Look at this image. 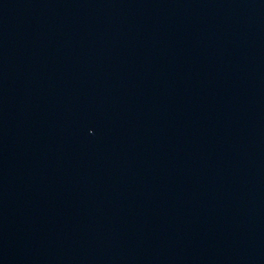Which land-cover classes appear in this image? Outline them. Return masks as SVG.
Here are the masks:
<instances>
[{
    "label": "water",
    "instance_id": "obj_1",
    "mask_svg": "<svg viewBox=\"0 0 264 264\" xmlns=\"http://www.w3.org/2000/svg\"><path fill=\"white\" fill-rule=\"evenodd\" d=\"M0 264H264V0H0Z\"/></svg>",
    "mask_w": 264,
    "mask_h": 264
}]
</instances>
